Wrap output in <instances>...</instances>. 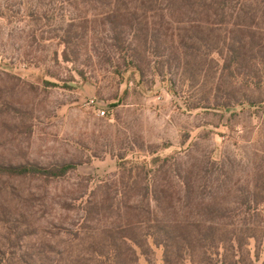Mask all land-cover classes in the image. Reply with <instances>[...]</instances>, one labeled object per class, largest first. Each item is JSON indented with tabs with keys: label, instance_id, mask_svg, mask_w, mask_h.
<instances>
[{
	"label": "trees",
	"instance_id": "obj_1",
	"mask_svg": "<svg viewBox=\"0 0 264 264\" xmlns=\"http://www.w3.org/2000/svg\"><path fill=\"white\" fill-rule=\"evenodd\" d=\"M15 3L0 0V18L22 25L27 48L19 55L23 63L33 58V48L45 54L47 45L54 44L50 60L75 65L81 81H91L88 70L77 64L81 59L87 63L90 45L99 35L100 49L93 50L103 62L93 71L122 78L128 73V79L138 77L139 83L153 75L172 89L178 76L189 97H195L188 109H204L222 119L237 109H264V11L253 0ZM123 101L115 95L109 103L117 107ZM2 105V110L25 115L21 107ZM187 151L167 156L152 151L150 159L118 153L117 170L107 178L77 174L78 190L61 202L77 219L62 224L63 233L87 249L96 264H139V256L148 257L152 246L161 250L163 264H241L227 259L226 248L241 245L238 222L264 220V150L257 160L254 189L240 188L235 195L228 193L231 174L225 161H193ZM83 162H0V180L40 181L47 189L53 182L69 181ZM3 189L14 193L7 182ZM222 189L227 191L220 193ZM19 221L7 209L0 211V226L6 231L17 234L13 230ZM0 264H10L9 257L0 256Z\"/></svg>",
	"mask_w": 264,
	"mask_h": 264
},
{
	"label": "rangeland",
	"instance_id": "obj_2",
	"mask_svg": "<svg viewBox=\"0 0 264 264\" xmlns=\"http://www.w3.org/2000/svg\"><path fill=\"white\" fill-rule=\"evenodd\" d=\"M8 1L15 6V0ZM253 3L264 11V0ZM24 36L21 24L0 18V162L70 158L86 162L78 165L69 181L53 182L47 189L40 181L0 180V211L7 209L20 219L13 230L19 235L0 226V256L9 257L10 264H96L87 249L63 233L62 224L74 222L77 215L63 209L61 202L78 190L77 174L100 180L115 173L118 153L127 159H150L152 151L167 156L189 148L187 157L193 161H225L231 195L240 188L254 189L257 160L264 150V109H237L222 119L204 109H188L195 97H189L178 76L172 89L168 81L153 75L139 83L138 77L128 79V73L122 78L110 71H93L103 62L93 50L100 49L99 35L93 38L87 63L81 59L77 64L92 78L82 82L75 65L61 58L57 63L50 60L48 53L57 49L54 44L47 45L45 54L33 48L30 62H21L19 55L27 51ZM115 95L124 101L112 107L109 102ZM92 98L106 115H97L88 103ZM4 102L21 107L25 115L2 110ZM6 182L13 194L3 189ZM237 225L241 245L228 244L227 259L264 264V220ZM151 250L148 257L139 256V264H163L161 250L153 246Z\"/></svg>",
	"mask_w": 264,
	"mask_h": 264
},
{
	"label": "built area",
	"instance_id": "obj_3",
	"mask_svg": "<svg viewBox=\"0 0 264 264\" xmlns=\"http://www.w3.org/2000/svg\"><path fill=\"white\" fill-rule=\"evenodd\" d=\"M91 106L94 107L97 115L99 116H104L106 115V110L104 109V107H102L99 103H98V100L92 98L89 100L88 102Z\"/></svg>",
	"mask_w": 264,
	"mask_h": 264
}]
</instances>
